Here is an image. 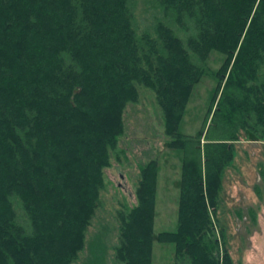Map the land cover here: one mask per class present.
Instances as JSON below:
<instances>
[{"label":"trees","instance_id":"obj_1","mask_svg":"<svg viewBox=\"0 0 264 264\" xmlns=\"http://www.w3.org/2000/svg\"><path fill=\"white\" fill-rule=\"evenodd\" d=\"M0 0V264H74L119 163L123 115L153 95L163 146L182 153L177 222L156 242L174 264H232L216 219L233 144L264 143V0ZM223 55L217 71L209 52ZM215 91L205 125L178 133L192 87ZM157 162L137 166L134 205L115 214L111 264H150Z\"/></svg>","mask_w":264,"mask_h":264},{"label":"rangeland","instance_id":"obj_2","mask_svg":"<svg viewBox=\"0 0 264 264\" xmlns=\"http://www.w3.org/2000/svg\"><path fill=\"white\" fill-rule=\"evenodd\" d=\"M145 2L131 0L137 32L150 29L155 18H162L159 10ZM222 61L223 55L211 51L204 66L215 72ZM214 91L215 82L208 75L192 87L178 125L179 134L195 136L203 128ZM123 127L117 147L119 163L111 161L104 170L99 206L74 264H111L116 244L115 214L134 205L137 166L150 159L157 162L150 264H174L173 245L157 243L156 237L176 228L182 153L163 146L161 115L148 90L138 88V101L126 107ZM215 216L232 264H264V143L233 144V159L221 175Z\"/></svg>","mask_w":264,"mask_h":264}]
</instances>
